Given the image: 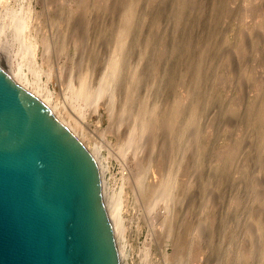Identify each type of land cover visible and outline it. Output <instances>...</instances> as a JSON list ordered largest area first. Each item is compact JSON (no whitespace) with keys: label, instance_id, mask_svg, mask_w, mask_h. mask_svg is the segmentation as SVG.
Wrapping results in <instances>:
<instances>
[{"label":"rangeland","instance_id":"374dc122","mask_svg":"<svg viewBox=\"0 0 264 264\" xmlns=\"http://www.w3.org/2000/svg\"><path fill=\"white\" fill-rule=\"evenodd\" d=\"M60 1H30L55 101L107 84L122 48L113 101L85 131L64 118L119 203L121 263L264 264V0Z\"/></svg>","mask_w":264,"mask_h":264},{"label":"water","instance_id":"95a60500","mask_svg":"<svg viewBox=\"0 0 264 264\" xmlns=\"http://www.w3.org/2000/svg\"><path fill=\"white\" fill-rule=\"evenodd\" d=\"M0 264H121L97 162L1 64Z\"/></svg>","mask_w":264,"mask_h":264},{"label":"bare ground","instance_id":"6f19581e","mask_svg":"<svg viewBox=\"0 0 264 264\" xmlns=\"http://www.w3.org/2000/svg\"><path fill=\"white\" fill-rule=\"evenodd\" d=\"M10 1L11 0H0V5H5L3 8L6 7L4 11H2L3 8L0 9V59L3 61L2 63H4L3 67L10 73V75L19 85H21L22 87H24L25 89H27L28 91L39 97L47 106H49V108L53 111L55 116L64 125H66L64 118L65 119L67 118L69 122H71L72 124L74 122V124L77 127H80L82 131H85V129L87 130L88 126L85 124V120L88 118L89 115H94L97 113L100 105V101L105 97L107 98V100H110L112 102L113 101L112 99H114L115 97L116 85L114 82H117L116 80L120 75V67H121V63L119 62L120 60L118 57L121 52L118 53V51H120L122 48L119 46L120 49L117 51V54L119 55L118 56L116 55L117 58L116 59L114 58V61L111 63V69L109 71V74L107 75L108 77L106 76L107 84L104 83L105 84L104 86H101V88L99 87V90H96V92L92 93L87 88L85 77H81L77 85L73 86V78L68 79V76H65L68 79V81L67 79H65L67 81V84L66 83L65 84L68 92L66 93L65 96H63L65 97L63 101H58V100L55 101L52 94L47 91V86L42 84L40 81L41 74L42 73L44 74L46 70L41 71L42 69L39 68L41 65L39 66V64L38 65L36 64L37 62L36 54L38 48L37 40H35L34 37H31L32 34L30 35L29 33L31 18H32V8L30 7V1L32 0H27L29 1L28 3L26 2V4H28L27 9H25L24 7L25 4L23 6H20L19 8L17 7L14 9L8 5ZM63 2L64 1H62V3ZM66 5L68 6V8H70L72 5L71 1H67ZM121 46L123 47V45ZM25 68H26V72L27 71L30 72V75L31 72L34 73V76L32 74V77H36V75L37 76L40 75V76L37 77V80L34 79L31 82H29L28 80L29 72L27 73L23 72V69ZM51 73L52 71L47 70L45 74V76L47 75L46 82H50L52 80ZM64 82L65 81H63V83ZM131 143H133V141ZM93 157L97 162L99 168V172L101 176L103 202L105 205L107 215L109 217V221L113 229V233L115 236L117 249L119 253V258L120 261L122 262V250L120 246V240L122 239V218H119L120 217L119 203L111 204L112 202L110 203V201H107L105 196L106 186H105V181L103 179V173L101 172V169L99 167L97 156L94 155ZM170 182L171 180L168 179L167 181H165L164 185H162L160 189L161 194H159L160 195L159 199L161 198V196L163 197L162 199L164 200H168V199L170 200V198H172ZM164 200H162V202L164 203L168 202V201L165 202Z\"/></svg>","mask_w":264,"mask_h":264}]
</instances>
